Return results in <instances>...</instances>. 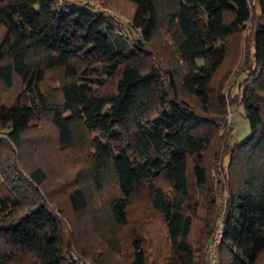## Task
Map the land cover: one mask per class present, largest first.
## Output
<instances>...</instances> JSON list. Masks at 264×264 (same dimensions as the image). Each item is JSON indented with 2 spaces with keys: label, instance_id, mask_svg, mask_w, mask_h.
<instances>
[{
  "label": "trees",
  "instance_id": "16d2710c",
  "mask_svg": "<svg viewBox=\"0 0 264 264\" xmlns=\"http://www.w3.org/2000/svg\"><path fill=\"white\" fill-rule=\"evenodd\" d=\"M219 224L264 264V0H0V264H206Z\"/></svg>",
  "mask_w": 264,
  "mask_h": 264
},
{
  "label": "rangeland",
  "instance_id": "374dc122",
  "mask_svg": "<svg viewBox=\"0 0 264 264\" xmlns=\"http://www.w3.org/2000/svg\"><path fill=\"white\" fill-rule=\"evenodd\" d=\"M117 2V1H116ZM120 2L117 3H113V6H115L117 9L116 12H118L119 14H123L122 16H124V10H122L121 6L119 5ZM122 5V4H121ZM124 6H126V9L128 10V6L127 4H124ZM119 8V9H118ZM233 111V115H232V125L234 127V132H233V138L234 139H241L243 138L245 135L248 134L249 132V126H248V121L247 119L242 115V111L237 108V107H232L231 108ZM63 158H61L60 162L62 161ZM65 165V163L62 165V167Z\"/></svg>",
  "mask_w": 264,
  "mask_h": 264
},
{
  "label": "built area",
  "instance_id": "2783aa9c",
  "mask_svg": "<svg viewBox=\"0 0 264 264\" xmlns=\"http://www.w3.org/2000/svg\"><path fill=\"white\" fill-rule=\"evenodd\" d=\"M221 228L218 225L216 231L210 237L205 252L206 264H217V246L220 241ZM69 264H90L88 261L81 259L75 254H71V259Z\"/></svg>",
  "mask_w": 264,
  "mask_h": 264
}]
</instances>
